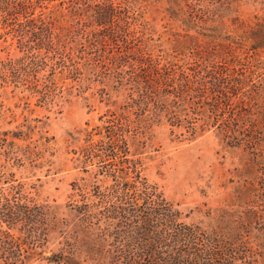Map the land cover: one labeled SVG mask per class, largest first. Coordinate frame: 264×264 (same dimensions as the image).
Listing matches in <instances>:
<instances>
[{
  "label": "trees",
  "instance_id": "16d2710c",
  "mask_svg": "<svg viewBox=\"0 0 264 264\" xmlns=\"http://www.w3.org/2000/svg\"><path fill=\"white\" fill-rule=\"evenodd\" d=\"M201 2L170 0L160 10L162 0H0V39L10 42L8 49L16 44L23 54L0 61V89L13 84L15 90L48 101L58 89L63 93L99 82L101 94L123 98L111 112L114 117L105 121V131L96 132L100 140L94 142L93 132L87 133L85 155L100 159L105 169L110 166L104 171L116 180L110 197L116 201L100 195L102 203L109 202L104 214L133 217L142 231L149 225L159 230L160 240L172 241L161 249L125 253L124 264H264V208H256L258 202L264 206V66L258 54L264 22L237 38L221 37L218 26L206 27L208 17L198 14ZM150 8L164 13L161 30L157 17L148 19ZM41 71L49 73L39 77ZM66 80L70 88L64 87ZM161 124L170 125L171 133L184 130L178 135L188 140L215 128L226 146L241 150L244 167L254 176L236 189L238 200L250 206L241 211L236 226L255 224L259 233H236L234 240L182 225L163 233L171 210L165 199L137 192L138 182L149 188L147 179L128 181L124 170L132 163L124 157L130 141ZM21 193L18 188L14 195H0L1 222L8 226L0 229V260L26 264L39 256L50 261L45 251H37L50 227L49 208ZM80 214L84 222L98 217L88 204ZM16 228L27 234L12 236ZM25 241L28 249L22 247ZM81 256L62 249L54 262L85 264Z\"/></svg>",
  "mask_w": 264,
  "mask_h": 264
},
{
  "label": "rangeland",
  "instance_id": "374dc122",
  "mask_svg": "<svg viewBox=\"0 0 264 264\" xmlns=\"http://www.w3.org/2000/svg\"><path fill=\"white\" fill-rule=\"evenodd\" d=\"M169 1L162 0L164 6L160 10ZM157 8H150L152 15L147 16L157 17L155 24L161 30L164 13L157 12ZM196 10L208 17L210 23L206 27L218 26L221 37L237 38L251 32L257 22H264V0H202ZM194 27L198 28L195 24ZM191 33L198 35L193 29ZM9 43L0 39V61L10 54H22L16 44L8 49ZM258 54L263 60L259 65L264 66V43ZM47 73L41 71L39 77ZM69 81L63 82L64 87L70 88ZM86 86H75L63 93L58 89L48 101H41L38 93L15 90L13 84L0 89V195H14L20 188L21 195L47 205L50 211V227L47 234L41 233L46 234V239H42L37 251H45L44 257L51 260L36 256L26 264H57L55 255L62 249L80 253L85 264H101V256L105 259L102 264H124L125 253L161 249L167 247L165 243H172L171 238L160 240L159 230L152 226L145 225L146 231H142L133 217L121 219L118 214L117 218H108L104 214L109 202L102 203L100 195H108L111 203L116 201L110 198L117 187L116 180L109 170L104 171L100 159L85 155L90 142L87 133L93 132L94 142L100 140L96 132L104 130L105 121L114 117L111 112L123 98L113 93L110 97L101 94L99 82ZM171 130L170 125H155L145 136L131 140L129 153L124 156L132 162L124 168L126 179L132 182L141 177L148 181V189L138 182L135 190L152 193L155 198L162 195L165 208L171 209L170 225L163 233H174L177 225L234 240L236 233H259L255 224L251 228L236 226L241 211L250 207L238 200L236 189L254 176L244 167L246 159L241 150L226 146L215 128L192 140L178 135L182 129L175 131L177 134ZM84 204L103 219L82 221L80 210ZM256 208L262 210L264 206L258 202ZM122 220L131 226L121 228ZM0 225L1 230L8 227L1 218ZM87 225L90 228H85ZM11 234L27 233L16 228ZM3 246L10 248L9 244ZM22 247L28 249V243ZM0 264L6 263L0 260Z\"/></svg>",
  "mask_w": 264,
  "mask_h": 264
}]
</instances>
